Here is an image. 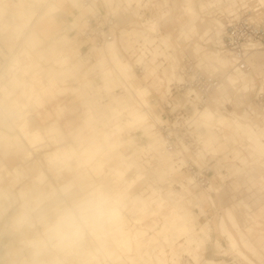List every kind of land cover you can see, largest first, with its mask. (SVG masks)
<instances>
[{
	"label": "rangeland",
	"instance_id": "374dc122",
	"mask_svg": "<svg viewBox=\"0 0 264 264\" xmlns=\"http://www.w3.org/2000/svg\"><path fill=\"white\" fill-rule=\"evenodd\" d=\"M49 1L52 4L56 3V0H26V2L24 3V0H0L1 2V6L5 7L6 13L0 17V100L3 98V94H2V87L7 88L8 90L12 89L11 84L9 83L11 76L15 73L18 77L22 76V70L23 67L27 66L28 61L31 58H35L36 59V52L38 51V49L41 48H46L49 46V44H51L53 42V40L55 38L61 37V35H67L68 37H70L71 39L75 40L76 43H69V44H62L61 42L57 43V55H67L69 57H71L74 61L76 60V58H73L72 56V50L75 49L76 47L79 49V53L81 56H83L85 53H87V51L92 50L93 47L99 48V49H103L105 47V45L103 46H96V45H87L85 43V41L79 36L78 33V28L79 27H72L69 24H67L65 17L67 16L65 13L60 12V13H55L52 16L46 18L43 22H41L40 20V16L43 14V12L45 11V2ZM236 1L237 0H176L175 6L173 8V13H172V18L170 20V24L167 27H164V32L168 33L162 37H160V42L162 44V42L165 43L164 46H166L168 49H170L172 52L169 53V55L167 54L166 56L168 57L169 62L171 63L167 68H163L161 75L156 74L157 72H155L154 76L149 77L148 74L150 72L153 71L154 67L152 69H145V73L143 75V79L140 78V76H137L133 69H131V73H132V78H130L127 73L129 74L128 71H125L128 68V65L131 67L130 63L128 61H126L122 55V49H127V47H125V45L123 43H121L119 40L117 41V48L116 51L114 49V51L116 52V57L118 58V63H115L113 61L112 58H110V63L109 66H105V64L102 61L101 64V68L99 70H97V78H95V76H93L92 78H90L88 75L82 77V79L84 80L83 82L87 81V83H89V85H84V86H103L102 83V77L103 75H108V76H113V78L115 79V81H117L116 83H118L119 86L115 87L114 89L111 90L112 95L117 96V98L120 99H130V103L134 108V112L138 113L140 115H144L147 118V124H148V116L151 119V123L153 124L154 121V117H156V111L159 112V104L156 103V105H152V106H147L143 103V101L141 100L140 95L136 92V90L129 85V79L134 80V83L137 85L135 86V88L137 89H147L146 91L149 93V96L146 98L147 102H151V98L150 96L153 93L157 94V98H161L160 96V92H163L164 86L166 85V83L168 84L172 79L179 81L178 76L174 73L175 70V66L172 67V74L169 73L168 71H170V66L173 65L174 60H178L177 56H178V49H177V42H176V37L173 36V33L169 32L171 30V27H178L177 31L179 32V34L186 38V39H191V46L189 48L190 54L192 57H194L199 65H201V67L209 74H213L216 73L215 71H213L210 67L208 68V62L207 60L201 55V54H195L193 53V51L195 50V46L198 45L199 47H203L204 49L208 50V51H214L208 47H204L203 45H201L199 39H202L203 36H205V34H207V31L215 29L214 33H216V35H219L220 33V29L222 27V24L216 19V18H212V16L210 15V12L207 13L206 18H202L201 17V13H203L204 11H207L208 9H210V6L213 5L215 7H218L219 10L221 11H228L230 9H232L233 7L236 6ZM245 1V0H240ZM257 3L259 5H261L262 9L255 11L251 14H249V16H251L252 20H255L258 23H261L264 25V0H256ZM12 2H17L18 7L20 4V8H25V10L23 11V13L25 14H29V13H34V19L31 22V24L29 25V28H32L34 26L35 30L38 31L39 36L42 38V43L35 48V50H28L29 51V56L26 55L24 49L25 46L23 45V37L26 33H19L18 30H22L21 29V25L23 24V19H20L16 16V14L14 13V9L12 7ZM189 2L190 5H192L194 12H195V16H192L190 14H188V12H186L183 9V5L185 3ZM47 4V3H46ZM5 5V6H4ZM202 6H204L202 8ZM17 7V8H18ZM47 7V5H46ZM248 8L252 11V9L254 8V6L252 4L248 5ZM48 12L52 11L53 8L50 6H48L47 8ZM80 13L79 10V6L78 8L73 12V14L75 16H77ZM56 23V24H55ZM54 24V25H53ZM80 24V21H79ZM53 25V26H52ZM19 26V27H17ZM17 27V29H16ZM51 27V28H49ZM19 28V29H18ZM45 30H47L48 32H45ZM41 31V32H39ZM53 32L56 33L55 36H51V33ZM34 34V33H33ZM130 41V40H129ZM112 47V46H109ZM72 48V50H71ZM218 53V52H216ZM247 62L249 65V71L246 73H242L239 72L234 68V64L232 63V65H230L228 67V73L227 76L225 78H223V75H225V73L223 72H219L217 74H219V76L221 77L222 81L220 82V84H223L225 86H227L226 81H224L226 78H232L235 79L237 81L242 80L243 78H247L251 83H253V87L255 88L254 91H252L249 95V97L247 99H244L243 101H240V98H238L237 96H235L234 93L232 94H227L224 93L220 90L216 91L211 99H210V103L208 105H206L204 108H210L212 109V113L214 114V118L211 120V122L209 123L210 126V132H211V136L213 134V137H209L208 138V143L210 141H212V149H209V152L211 154H213L214 156L217 157V153L218 151L215 150L216 146H224L226 147V151L225 154H221L218 153V157L215 158V160H212V164H215V161L217 162V164H223L224 166H220V168H222L223 170L226 171V168L228 167V165H232L233 167H235L236 169L238 167H236L235 165H240V162L242 164V168H238V169H243L246 173L245 177L243 178V184L239 185L238 181H236L237 178L234 177V174L231 173L232 171H228L226 172L227 174L223 176L219 175L221 178V181L223 182L222 187H221V183L219 180L215 179V177H212V184L215 185V187L213 186V190H212V196L214 198V203H215V209H212V207L210 206V204L207 202V200H202V202L204 203V211L203 209L200 210L199 215H195V211L193 210V206L194 204L200 205L197 198L200 196H197L196 194L198 192H200L201 190L199 189H194V187H187L184 185L185 188H187L188 193L192 194L193 196H195V199L192 201V203L194 201H196V203L194 202V204L192 205V203H189L190 199L184 200L179 199L180 204L177 208L181 207V204L183 202V206L185 208H187L190 212L193 213L192 219L194 222V226H199L202 227L200 229V231H202L203 233H196L194 234V237L196 240H198V237L201 234V236L206 237L205 239H202V242L200 243V246L198 244V241L196 242L195 245V251H193V253H191V251L189 250L188 246L186 244H184V239L180 240L178 243L175 244V246L173 247V250L175 253L180 252V250H187V252H189L190 254H192V258L193 260L198 263V264H209L210 262H220L221 264H245L244 261H242L240 259V257H238V255H236V252H232L229 247L228 244L226 242V239L223 237L221 238L219 236V224H220V220H223L226 222L228 228L230 229V231L232 232V234L234 235V237L236 238V240L238 241L239 245L242 247V237L240 239H238L236 237V235L234 234V232L231 230V225L230 223H228V219L225 216V209H229V211L232 212L235 221L237 222V224L240 227V222H238L239 217L241 218L240 221L243 220V212L240 210H236L233 207V204H231L230 200L228 199L229 195L232 194H240L242 196V198H244L245 200H247L248 202V195L247 193L249 192V187L250 186H244L247 184H250L251 186L254 185V179H257L262 183L263 185V189H264V170L260 171L259 168L263 167L264 165V158H261V155H258L256 153L253 152L252 149L248 148V144L246 145L244 140L242 141L241 139V134L239 132H237V130L235 129V127H233V123L231 122L233 119L237 118L240 119V121H248V119L242 114V110L244 105H254L253 104V100L254 97L257 96V94L259 93V88L264 84V48L261 47H249L247 48ZM223 59H226L228 61L232 60L231 58H228L226 56H221ZM173 58V59H172ZM210 59H213L212 57ZM17 61L16 64H14ZM92 61L94 62V60L92 59ZM122 62H123V66H122ZM126 63V65H125ZM177 63V62H176ZM128 64V65H127ZM40 68H46L48 63L46 62V60H40L39 62ZM125 65V67H124ZM122 67V68H120ZM38 68V70L40 69ZM92 68H90L91 70ZM37 70V71H38ZM89 68H88V72H90ZM123 70V71H122ZM219 70V68H218ZM125 71V72H124ZM120 72L122 73V75L120 74ZM127 72V73H126ZM167 72V73H166ZM33 75V71H29V73L27 75L24 76V78L26 80H30L31 77ZM94 75V74H92ZM102 76V77H101ZM37 78L41 77V75H37ZM164 78L163 81H160V85H157V78ZM93 78H95V81H93ZM112 78V77H111ZM149 79H152L150 81H148ZM35 89H39L40 86H34ZM131 87L133 88V90L131 89ZM264 87V86H263ZM262 87V90H263ZM67 88L73 89V88H78V84L76 82H69L67 85ZM67 90L64 93L61 94H55V97L52 98L51 100H49L47 97H44V101L45 104L43 105V107L41 108H35V106L31 103V102H27L24 98L20 97V100H22L23 102H26L27 107L26 110L24 112H29V114L32 116V118H34L36 120V122L38 123V125H40L41 127L48 125V123H50L51 121H58L61 130L64 134V138H65V143L67 144H73L74 145V136L81 132L84 136H87L89 134V131L84 127V120L86 117V110H87V105L85 104V99L83 98V96H81L79 93L73 92L72 90ZM117 90V91H115ZM157 90H159V92H157ZM220 91L222 92L220 94ZM146 92V95H147ZM19 93V89H16L15 92L12 94L11 99L17 98ZM218 93V94H217ZM100 95V93H99ZM93 96V93H92ZM108 97V96H107ZM98 99L97 96H94V99ZM109 98V103H107L108 105L111 104V96L108 97ZM144 100V99H143ZM103 102V98L101 99V103ZM108 102V101H107ZM129 103V104H130ZM105 104V105H107ZM102 105H104V103H102ZM125 105V104H124ZM112 106H116V103H112ZM123 106V104L121 105ZM255 108V105L253 106ZM90 108L94 111H96V109H93V107L90 106ZM203 108V109H204ZM58 109H60L61 111L59 112ZM99 113L102 114L100 115V117L103 119V117H108V127L106 129V131H108L109 134H111V130L112 128L116 127V126H122L127 118V114H122L121 116L117 117V116H111L110 113L108 112L107 108H100L99 109ZM206 111V110H205ZM203 111V112H205ZM260 111V112H259ZM255 113H261L264 111L259 110ZM157 112V113H158ZM200 113L201 114L203 113ZM156 115H155V114ZM148 114V115H147ZM264 116V113L263 115ZM158 117V116H157ZM227 119L228 120V124L229 126L224 127V126H216L217 122L215 121L216 119ZM242 119V120H241ZM253 121H257L255 119L253 120H249V124H251V122ZM120 122V123H119ZM243 123V122H242ZM121 124V125H120ZM22 130H25V135L28 136L31 140H35L34 136H36V132L33 129L29 128V125L26 122H23L22 124ZM105 125V124H104ZM154 125V124H153ZM153 125H147V127H135L132 129H128V128H124L123 133L120 136L117 137H113L111 139V141L118 143L120 141H127L130 138H134V142L135 144L145 150H147L148 152H152L151 154H159L161 153V150H159V144L162 143L161 139L157 140H153L152 137L153 133L156 132H150L149 128L153 129ZM263 126V130H264V125ZM124 127V125H123ZM103 129V128H101ZM205 128L202 127L201 134L205 133ZM17 134H19V132L17 130H14ZM99 131H101L99 129ZM102 132V131H101ZM218 133V134H216ZM11 134H14L13 132ZM157 134V133H156ZM257 134V133H256ZM24 135V136H25ZM42 135L44 137V140L41 139V142H36L33 144H29L32 148H34L35 152H33V155L30 159L28 160H21L22 158V154L20 151H18L15 147H11V148H5L4 146H0V160L1 163H5V165L9 168H11L12 166H21L23 171L25 172V174L27 175L25 179H23V181H21L20 183L17 184L16 187L11 188L9 193L7 194L6 198H2L0 200V257L1 255H3L4 251L7 252V250H10V255H11V263H15L17 264V259H19L22 262V264H80V260H84L83 258H85V261L83 264H92L95 263V261L92 262L93 258L98 259V261L101 264H130V262L127 260V256H123L122 259L120 261H117V258L113 257V258H107L104 256L103 253H106L105 250L107 251H113L114 249V245L111 243L109 237L106 239H102V241L99 242H94L89 233L93 230H95V228L93 226L87 227L85 232L82 233V236L84 237L85 241L83 242V244H81L80 240L77 238L75 240V242L77 243V246L80 244L81 247L83 248V250H80V252H82L81 256H84L83 258H80L79 260H76L77 258V253H76V248L74 247L71 251L70 254L74 257L72 258H68L67 256H69V253L67 250H62L61 248H53L52 245H50L48 238H46L42 232H39L42 229V226L40 224L37 223V219L38 217L41 216H47L50 217L52 215H54L55 217L57 216V213L59 210H61L62 208H65L67 206H69L70 204L80 200L83 198V195L78 192L76 193V186L71 187L69 190L67 191H63L61 189V187L67 182L70 181L72 179V173L71 171L68 170H62L61 171V176L57 177V173L56 170L50 166L51 162L54 160L57 161V159H63V163L62 165H67V163L69 162L70 165V170L73 169L72 166H75L76 168H80L83 169L85 167V165L88 162H91L92 160H94L96 157H91L89 153L87 152V150L83 151V153L80 155L79 158L73 159L71 156H65V157H60L58 156L56 153H52L49 154L46 158L44 157L45 153H50V149H53L54 147L52 145L55 144V142L52 139V137L50 138V142L52 143V145H50L49 143V138L46 136L45 133L42 132ZM103 136H105V134H103ZM103 136L101 138V140L98 142L97 140H93L94 141V145L95 146H100V149H102V144L104 142ZM159 137V136H158ZM223 137H226V140L223 141ZM25 138V137H24ZM160 138V137H159ZM115 139V140H114ZM19 141V140H18ZM44 141L46 144H49V147H46L45 145V149H39L36 151V145H41L42 143L44 144ZM92 140L89 141L93 142ZM246 145V146H245ZM151 148V149H147ZM214 149V152H213ZM249 149L252 150L251 152H249ZM158 150V151H157ZM208 150V149H207ZM163 151V150H162ZM238 152V153H236ZM231 154L230 157L225 159V155L227 154ZM86 155L85 158H83L82 156ZM237 155L239 158H237ZM116 156V157H114ZM114 156L108 157L107 161L111 158L110 162L107 164V166H105L104 168V172L106 174H108V176L106 178H104V180H100L98 178L93 177V182L94 184L92 185V189L95 187V185H99L100 182L103 181H108L110 180L109 177V170L113 169L111 174L113 173V171L118 169V166L120 167L121 165V161L122 158L119 154H115ZM198 158L203 160V155L202 153H198L197 154ZM150 157V156H149ZM149 157H145V158H138V162L137 164L140 166L142 171H151L154 173L155 168H158V170H160V176H157V183L155 184L156 189L158 190H163L162 191V195H164L165 191L168 190L169 185L171 184H167L165 186H163L164 182L171 177L169 174L167 177V174H164V171L161 168H165V166H161V162L160 160L157 158L156 159V165L153 166V162L151 161L150 166L153 167H149V165H145V162L150 161ZM161 158H164V156H162ZM243 158V159H242ZM52 159V161L50 160ZM242 159V160H241ZM230 160H234L239 162V164L236 163H226L229 162ZM79 161L81 162L80 164ZM98 161V160H97ZM255 161H257L255 163ZM72 162V163H70ZM158 162V164H157ZM260 162V163H259ZM97 162H95V165L97 166V170L96 171H92L94 174H96L97 172H99L102 168L103 165H98L96 164ZM226 163V164H225ZM106 164V163H105ZM228 164V165H227ZM61 166V164H59ZM58 165V166H59ZM35 166V167H34ZM257 166V167H255ZM34 167V171L32 170V168ZM44 172L46 179L45 181H49L51 182V184L56 188L55 193H53L52 195L47 194L48 196H54L56 195V198L58 199V201H60V205L59 204H52L51 202L48 201H44V202H35L34 200L29 201V202H24V200H22L17 193L19 194V191L21 189H24L26 184H28V186L31 189H35V186H33V181H32V177L33 175L40 169ZM161 167V168H160ZM183 173L186 174V172H184V170L182 171ZM230 173V174H229ZM233 174V175H232ZM159 175V174H158ZM133 175H131L130 173L126 174V176L124 177L125 180H129L132 178ZM162 176V177H161ZM226 176V177H224ZM232 178H231V177ZM62 177V178H61ZM164 177V178H163ZM238 177V176H237ZM257 177V178H256ZM230 180H227V179ZM122 179V180H124ZM160 179H162L160 181ZM177 179V182H180V180H182L181 178H174ZM173 179V180H174ZM39 180V179H38ZM120 181L121 183H119L118 190L120 189L121 185H124L123 189L121 191H119L118 195H117V199H120V196L122 197V195L124 193H127L130 191V194L133 195L135 193L139 194L141 191L146 190L147 191V195L146 192L142 193V197H149L151 196L153 199H157L159 197V193L157 191H154L155 189L151 186V184L149 183L148 180L146 179H138L137 181H141L143 180L141 183H139L137 186L135 185V187L132 188H128V181ZM171 180V178H170ZM228 181V183H225V181ZM41 180H39L40 182ZM231 181V182H230ZM163 183V184H162ZM150 184L152 190L150 189V186H148ZM227 184V186H225ZM5 186L7 185V179H4V182L1 184V186ZM181 187H183V185H181ZM221 189L219 191L218 194L214 195V189ZM246 188V189H245ZM252 188V187H251ZM172 189L174 190H181L178 189L177 186L172 187ZM258 190V189H257ZM185 191V190H184ZM256 191V190H255ZM255 191L253 190L251 195L254 198L253 199V203L254 205H256V199L257 197L254 195ZM118 192V191H117ZM256 194V193H255ZM45 194H43L42 196H44ZM41 196V195H40ZM41 196V197H42ZM41 197H39V200H41ZM111 198V196H110ZM192 198V197H190ZM228 199V200H227ZM167 200V199H166ZM252 201V200H251ZM126 203V200L123 201L122 204ZM121 205V204H120ZM119 205V209L121 210L123 216H125L126 220L128 221V224L131 228V230H135L132 227H135L136 229H144L149 235H152V231L148 228L150 226H153V222L152 221H156V222H160L161 218L159 219V217H156L155 219H153L152 217L149 216H157L160 215L161 213H165L166 211V215L164 216V222L161 225V228L158 229L156 232H159L158 235L156 236H160L163 237L164 233H170V235L168 236L169 241H172L173 238L177 237L178 233L174 231V227H167L168 226V221L172 218H178L180 215L178 214V209L172 205V204H168V206L165 207V209L163 210H159L157 212V210H155V212H151L149 213L147 216H143V217H139V211L138 210H134L136 213V216L134 217V211H130L128 208L126 211L122 210V207ZM110 207L112 209H114V205H110ZM170 209V210H169ZM176 210V211H175ZM175 211V214L173 213ZM207 211V213H206ZM19 212H23L26 216L25 221H27V223L31 224L33 226V228L35 229V231H37L44 239L45 243H46V247H42V251L37 254L38 252L35 251L34 256L32 255L34 250L32 248H36L37 245L41 242V238L39 237V235L37 234H33L32 233V240L30 241L31 243L27 242V236L29 235L27 233V235L25 234V238H24V242L25 244L22 242V235L20 232V229H16L15 231H11L13 229L9 228L10 222L11 220L16 216V214H18ZM157 212V213H156ZM172 212V213H171ZM255 212V211H253ZM163 213V214H164ZM242 213V214H241ZM207 214L210 217V222L208 223L207 220H204L203 218H200L199 216H207ZM138 215V216H137ZM142 216V215H141ZM242 216V217H241ZM148 217V218H146ZM182 217V216H180ZM145 218V219H144ZM144 219V220H143ZM245 219V217H244ZM105 220V219H104ZM101 221L99 222V226H101L102 230L106 235H108V231H109V227L105 224V221ZM134 220V221H133ZM33 223V224H32ZM207 223L209 225H207ZM165 224L167 226H165ZM192 225V222H191ZM206 225V226H205ZM193 226V225H192ZM253 225H250L247 227L248 232H246V235H249L250 231H252V233L256 232V229L254 227H252ZM167 227V228H166ZM204 231H209V234H204ZM95 233H98L97 229L94 231ZM196 232V231H195ZM259 232H261V230H259ZM157 234V233H155ZM31 235V234H30ZM109 236V235H108ZM209 236V237H208ZM179 238V237H177ZM209 238V239H207ZM251 242L254 244H258L255 245V248L257 250V252L252 256L249 253H246L245 249H242L243 252L245 254H247V256L256 264H264V255L262 253H264L263 251H259V248H261L262 246H264V238H260L259 240H257L256 242H253L252 237H250ZM55 242V240H52ZM106 243V247L105 249L103 248V243ZM207 242H212L209 245L206 246L205 249V254H201L202 252V246H204L205 244H207ZM214 242H216L218 247H215L216 245H214ZM136 243L137 245H139L137 239H136ZM34 244V245H33ZM150 241H146L145 245L149 246ZM165 244V243H164ZM140 246V245H139ZM141 247V246H140ZM164 249H167V244L163 245ZM200 247V248H199ZM153 246L151 245L149 247V249H145L144 251H149L150 253L153 252ZM198 248V250H197ZM178 249H180L178 251ZM223 249V250H222ZM219 252H218V251ZM156 252H158V250H155ZM166 253H168V250L166 251ZM196 253V255H195ZM88 254H90L88 256ZM216 255V256H213ZM121 255V254H120ZM199 255V256H197ZM236 257L239 261H233V258ZM65 257H67V260L65 259ZM214 259V260H213ZM80 261V262H79ZM7 264H9V261H5ZM5 262L0 260V264H5ZM63 262V263H62ZM137 263L139 264H143L145 262V259L143 260H139L136 259ZM240 262V263H238ZM151 264V262H150ZM158 264V263H157ZM159 264H167V258L162 259V261H160Z\"/></svg>",
	"mask_w": 264,
	"mask_h": 264
},
{
	"label": "crops",
	"instance_id": "0c3cea01",
	"mask_svg": "<svg viewBox=\"0 0 264 264\" xmlns=\"http://www.w3.org/2000/svg\"><path fill=\"white\" fill-rule=\"evenodd\" d=\"M25 2H26V0H24V3ZM17 4H18L17 2H15V3L12 2V7L14 9V13L16 14V16L20 19H23V24L20 26L22 30H18V32L23 33L26 31V33L23 37V45L25 46L24 51H25L26 55L29 56L28 50H35V48L38 47L42 43V38L39 36L38 31L35 30L34 26L32 28H29V25L33 21L35 14L33 12L29 13V14L23 13L25 8H20L21 7L20 4H19V7ZM174 4H175V2H174ZM46 5H47V7H46ZM50 5L53 8V10L48 12L47 8ZM203 7L204 6H202V8ZM77 8H78V0H56L55 4H52L49 1H46L45 2V11L43 12V14L39 18L41 19L40 21L43 22L46 18L52 16L53 14L63 12L67 15L65 17L67 24H69L72 27H80L79 21H80L81 14H78L77 16H75L73 14V12ZM183 9L186 12H188V14L195 16L194 9H193L192 5H190L189 2H187L183 5ZM6 11L7 10H5V7L1 6V2H0V17H2L6 13ZM17 27H19V26H17ZM17 27H16V29H17ZM49 28H51V27H49ZM39 32H41V31H39ZM45 32H48V31L45 30ZM55 34L56 33L53 34V32H52L51 36L53 37V36H55ZM129 40H130L129 37H125L124 39H122L123 44L127 48H130V46H131V43ZM58 42H61L64 45L69 44V43H74V44L76 43L75 40L71 39L67 35L66 36L61 35V37L55 38L53 40V42L51 44H49L48 47L38 49V51L35 53L36 59L31 58L28 61L27 66L23 67L22 76L18 77L15 73L11 76V79L9 81V83L12 86L11 90H8L5 87L1 88L3 98L0 100V146H4L5 148L15 147L22 154L21 160H28L32 157L33 152H35V150L29 144H32L33 142L35 143L36 140H37V142H39V141L41 142V139L44 140L42 132L45 133L46 136L49 138L48 140H49L50 145H52V143L50 142L51 137H52L51 140H53L55 142V144L52 145L54 148L49 150L50 153L47 152L44 154L45 158L49 154L56 153L58 156L61 155L60 157L71 156L73 159H76V158H79L80 155L85 150H87V152L89 154H91V152L96 150L98 153V157H99L100 153L105 150V140L109 139L111 141V139L114 137V136H111V134H109L108 131H106V129L108 127V121H107L108 117H103V119H102L100 117V115H102V114L99 113L100 115H96L93 112V110L90 108V101L94 98V96L100 97L99 98L100 103H101V99L103 98L102 103H104V105H105V104L109 103L108 97L111 96L110 100H112V93H110V91L107 88H105L104 86H84V82H83L84 80L82 78H80V74L84 70H81L78 67L77 63H78L79 59L87 60L89 62V67H88L89 70H90V68H92V69L90 70V72H88V70H85V76L89 74L88 76L90 78H92L93 76H95V78H97L96 72H97V70H99L101 68L102 61L105 64V66H109V63H110L109 59L112 58V56L107 53L108 47L112 46L116 51L117 41H113L111 43L106 44L103 49L93 47L92 50L87 51V53H85L83 56L80 55L79 49L77 47L73 50L71 48L72 56H73V58H76L75 61L67 55L60 56V55L56 54V52H57L56 47H57ZM162 45H165V43L162 42ZM193 53L201 54L207 60V62H208L207 67L208 68L210 67L215 72L217 71L216 69L219 68V72L220 71L223 73L225 72V77L227 76V73H228L227 69L230 65H232V62H230L228 60H222L216 52L208 51V50L204 49L203 47H199L198 45L195 46V50L193 51ZM168 55H169V53H168ZM211 57L213 59H210ZM92 59L94 60V62L92 61ZM40 60H46V62L48 63L46 68H40V65H39ZM173 61H174V63H173V65L170 66V71H168L171 74H172V67L176 65L177 60L173 59ZM16 63H17V61L14 64H16ZM125 65H126V63H125ZM125 65H124V67H125ZM122 66H123V62H122ZM38 68H40V69L38 70ZM148 69L149 68H146V70H148ZM150 69H152V68H150ZM29 71H33V75H32L30 80H26L24 78V76L27 75L29 73ZM125 71H128V72L130 71L129 74L127 72L126 73L130 78H132L133 75L131 73V67L129 65ZM155 72H157L156 68H154L153 71L148 74V76L149 77L154 76ZM92 74H94V75H92ZM120 74L122 75L121 72H120ZM37 75H41V77L37 78L36 77ZM95 78H93V81H95ZM163 79L164 78L158 77L157 82H156L157 85H160V81H163ZM72 81L76 82L78 84V88H73V89L67 88L68 83L72 82ZM224 81L229 83L230 86H225L224 83L221 84V87H220L221 91L224 93H227V94L234 93L235 96L240 98V101L247 99L249 97L250 93L255 90V88L253 87L254 86L253 83H251L246 77L240 81H237L235 79L228 77ZM85 82L87 83V81H85ZM34 86H40V87L37 90V89H35ZM263 86H264V84L259 88V90H257V91H259V93H264V87ZM262 87H263V90H262ZM16 89H19V93H18L19 95L17 98L11 99V96L15 92ZM69 89L72 90L73 92L79 93L81 96H83V98L85 99V102H86L85 104L87 105L86 117L84 120V127L89 131V134L87 136H84L81 132L77 133L74 136V145L73 144H67L64 142L65 141L64 134L61 130V127H60L58 121H56V120L51 121L50 123H48V125L41 127L40 125H38L36 120L34 118H32V116L29 114V112H24L26 110L27 104H26V102H23L22 100H20V97H22L27 102H31L35 106V108H41L45 104L44 97H47L49 100H51L52 98L55 97V94L64 93ZM131 89L133 90L132 87H131ZM166 91H167V88H166ZM221 91H220V94L222 93ZM98 92L100 93V95ZM157 92H159V90H157ZM92 93H93V96H92ZM148 94L144 98V100H143V98H141V100L147 106H152V105L154 106L155 105L154 103L146 101V98L149 96ZM159 94H160L161 98H163L165 96L164 92H162V93L160 92ZM124 100H125V98H124ZM150 104H152V105H150ZM58 111L60 112L61 110L58 109ZM157 112L158 111H156L157 115L154 113L156 115L155 120H154L155 123L159 121V119L157 117L159 112L158 113ZM213 118H214V115L212 113V109H208L205 112H203L199 118L200 119L199 125L206 129L204 134L199 135L204 150L211 149V147L208 146V138L212 137L210 129H209L210 128L209 123L211 122V120ZM26 121L29 125V128L33 129L36 132V134H35L36 136H34V139H35L34 141L25 135V133H26L25 130H22V126H23L22 124H23V122H26ZM150 121H151V119L148 116V125H153ZM215 121L218 122V119H216ZM153 127H154V125H153ZM101 128H103V129H101ZM99 129L102 132L99 131ZM14 130H17L19 132V134H17ZM12 132L14 134H11ZM103 134H105V136H103ZM216 134H218V133H216ZM102 136H103L104 142L102 144V149H100V146L94 145L95 143L93 140H97L99 142L101 140ZM40 137H41V139H40ZM260 138L263 139L264 138L263 135H260ZM90 140H92L93 142L89 143ZM45 145H46V147L50 146L49 144H46L44 141V144L42 143L39 146L36 145V148H35L36 151L39 150L40 148L45 149L46 148ZM226 149L227 148L224 146H216L215 147V150L221 154H225ZM218 153H217V157L219 156ZM236 153H238V152H236ZM169 155L172 158V155L170 153H169ZM82 157L85 158L86 155H83ZM98 157L95 158L94 160H92L91 162H88L83 169L76 168L75 166H72L73 169L70 170L68 168V166H66V165H61L59 167L57 166L58 170H57V167H54V169L56 170L57 177L61 176V171L63 169L71 171V173H72V179L70 181H67L61 187V189L63 191H67L71 187L76 186V188H77L76 193L80 192L83 195V198L88 196L91 193H96V192L103 193L105 196L108 197L109 204L114 205V209H113L112 214L110 216L106 217L104 220L105 224L110 228L108 231L109 236L106 235L103 231H101L102 228H101V226H99V223L92 225L95 228V230L97 229L98 233H95L94 232L95 230H93L89 233L91 239L94 242H99V241H102L103 238L106 239L109 237L111 243L114 245V249H113V251L105 250L106 253H103V254L106 257V259L115 257V258H117V261H120L123 256H127V260L130 262V264H139V263L135 262L136 259H139V260L145 259V262L143 264H150V262H151V264H157V263L159 264L160 261H162V259H164V258H167V255H168L166 253V249H164V247H163V245H165V244H167V246H168L167 249L170 251L169 255L175 256V252L173 250V247L175 246L176 243H178L182 239L179 240L177 237H175L172 239V241H169L166 238H168L170 233H164L163 237L156 236V234H155L156 231L161 228V225L164 222V216L166 215V211H165V213L163 212L164 214L161 213L160 215H157V216H149V217H152L153 219H155L156 217H159V219L161 218L160 222H156L155 220L152 221L153 226L148 227L152 231V235H149L144 229H136L135 227H132L135 229L132 231L129 224H128V221L126 220L125 216H123L121 210L119 209V205L121 204L120 206L122 207V210L126 211L128 209L127 204L130 201L136 199L138 196L142 197L141 194L143 192L144 193L146 192L145 195H147L146 190L141 191L139 194L135 193L133 195H131L130 191H129L127 193H124L122 195V197L120 196V199L116 200L117 199L116 197H117L119 191H121L123 189L124 185H121L120 189L118 190L117 186L119 184H117V185L113 184L112 181L108 180V181L100 182L99 185H95V187L92 189V185L94 184V182L92 180L93 177L98 178L100 180H104V178H106L108 176V174H106L104 172V168H105V166H107V164L110 162V160L112 158L111 157L106 162V164L103 165V168L99 172L94 174L92 172L91 168L95 164V162H97ZM114 157H116V156H114ZM224 157L226 159V158H228V155H225ZM237 158H239L238 155H237ZM54 160H55V158H54ZM57 160H60V159H57ZM171 162H172V159L169 163H166L165 168L164 167L162 168L164 171V174L165 175L167 174V176L169 174H173L175 172ZM230 162L233 164L234 160H230L229 162H226V163H230ZM256 162L257 161H255V163ZM80 163L81 162L79 161L78 164H80ZM240 165L241 166H239V165H235V166L238 168H242L243 166H242L241 162H240ZM34 167L32 168L33 171H34ZM113 169H115V168H113ZM113 169L109 170V175ZM259 170L263 171L264 166L260 167ZM26 176L27 175L25 174V172L23 171L21 166H12L11 168H9L5 165V163H1V160H0V200L2 198H6L10 189L16 187L18 183H20L21 181H23V179L26 178ZM224 177H226V176H224ZM5 178L7 179V185L1 186V184L4 182ZM38 179L41 181L39 182ZM45 179H46V176L40 167V169L32 177V181H33L32 183H33V186H35V189H31L28 186V184H26L25 188L21 189L19 191V194L17 193V195L22 200H24V202H29L32 200H34L37 203L48 201V202H51L52 204H59L60 205V201H58V199L56 198V195H54V196H48L47 195V194L52 195L53 193H55L56 188L51 184V182L45 181ZM143 180H141L140 182L136 180L135 185L137 186ZM227 180H230V179H227ZM254 181H255L254 185H252V186L250 184L244 185V186H250L249 192L247 193L248 202H247V200L242 198V196L239 194L240 198H242V200L245 201V203L248 205L250 210L247 211V214L249 217L253 218V221L252 222L251 221L246 222V224H245L246 226L243 227V225H242L243 220L240 221L241 218L239 217V220H238V222H240L239 223L240 227H239V225L237 224V222L234 219L232 212L229 211V209H225L226 212L224 211L225 216L227 214V211H229L232 215V218H233L232 222L228 219L227 216H226V218L228 219V223H230V225H231V230L234 232L236 237L238 239H240L242 237L243 241L246 239H249L250 242H251L250 237H252L253 242H256L261 237L264 238V189H263V185H262L263 182H261L260 179L259 180L254 179ZM238 184L242 185L243 181H238ZM135 185L133 187H135ZM148 186H150V184ZM151 186L153 187L152 184H151ZM151 186H150V189L152 190ZM132 188H131V190H132ZM253 190L254 191L256 190L255 191L256 194L254 193V195L256 197L258 196L256 199V205H254V203H253L254 198L251 195ZM186 192H187V196H186V198L184 197L185 199L184 198L183 199L184 200L190 199L189 203H192V198H195V196H193L191 193L189 194L187 188H186ZM43 194H45V195L42 196ZM234 195L237 196V194H234ZM110 196H111V198H110ZM239 196H238V198H239ZM39 197H41V200H39ZM190 197H192V198H190ZM125 200H126L127 204L126 203L122 204L123 201H125ZM233 202H235V201L231 200V204H233ZM183 205L184 204L182 202L181 207L178 209V214L180 216H182L184 219L188 218V222L190 223V225L192 222V225L195 228L194 222L192 219L193 213L190 212ZM129 210L134 211L135 208H131ZM253 211H255V212H253ZM135 216H136V213L134 211V217ZM118 218H119V220H118ZM146 218H148V217H146ZM26 219L27 218H26L25 214L23 212H19L11 220L9 228L13 229L11 231H15V228L20 229V232L22 235V242L24 244H25V242H24L25 234L33 233V234L39 235V237L41 238V242L37 245L36 248H32L34 250L32 255L34 256L35 251H37L38 252L37 254H39L42 251V247H44V248L46 247V243H45L43 237L37 231H35L33 226L31 224L27 223V221H25ZM55 219H56V217L54 215H52L50 217H47L45 215L38 217L37 223L42 226V229L39 232H42V234L46 238H48L49 243H50V245H52L53 248H61L62 250H67L69 253V256H67L68 258H72V259L74 258L70 254V251L74 247L75 248L77 247L76 248V253H77L76 260L83 258L84 256H81L82 252H80V250H83V248L81 247L80 244L77 246V243L75 241L73 243H70V244L69 243H60L56 240H55L56 243H54V241H52L54 239L51 238V235L49 233V227L55 221ZM246 219L247 218H245L244 220H246ZM115 220H117V222ZM247 223H249V224H247ZM233 224L235 227L233 226ZM250 225H253L252 227H254L256 229V232L252 233V231H250L249 232L250 234L246 235V232H248L247 227ZM85 230H86V228L84 229L83 232H85ZM259 230H261V232H259ZM207 232H209V231H207ZM220 234H221V232H220V228H219V236H220ZM78 239L80 240L81 244H83V242L85 241V239L82 235L79 236ZM136 239H137V241L141 247L139 245H137ZM202 239L206 240V237H204V236L198 237L197 241H198L199 246H200V243L202 242ZM146 241H150L149 246L145 245ZM226 242H227V240H226ZM106 243L107 242L103 243L104 249L106 247L105 246ZM227 244H228V242H227ZM151 245L154 247L152 253H150L149 251H144L145 249H149V247ZM255 245H258V244H255ZM215 247H218L217 244ZM155 250H158V252H156ZM263 250H264V246L259 248V251H263ZM262 254L264 255V253H262ZM89 255L90 254H88V256ZM213 256H216V255L213 254ZM67 257H65L66 260H67ZM232 257H234V256H232ZM20 258L17 259V261H16L17 264H22ZM83 259L84 260H80L81 262L79 261L80 264L84 263L85 258H83ZM0 260L3 262L8 260L9 264H12L9 249L7 250V252L4 251L3 255H1V257H0ZM93 261H95V263H92V264H101L98 261V259H96V258H93L92 262ZM233 261L237 262L239 260L236 257H234ZM212 263L221 264L220 262H215V261L210 262L209 264H212ZM238 263H240V262H238ZM5 264H7V263L5 262ZM13 264H15V263H13Z\"/></svg>",
	"mask_w": 264,
	"mask_h": 264
},
{
	"label": "built area",
	"instance_id": "2783aa9c",
	"mask_svg": "<svg viewBox=\"0 0 264 264\" xmlns=\"http://www.w3.org/2000/svg\"><path fill=\"white\" fill-rule=\"evenodd\" d=\"M174 2L176 0H78L81 13L79 36L88 46H101L114 41L123 31L136 30L139 36L130 37L131 47L122 52L124 59L142 79L147 65L155 67L156 74L161 75L162 69L171 64L166 55L172 51L161 44L160 37L168 34L164 32V27L170 24ZM250 4L254 6L252 11L248 8ZM260 9L262 7L256 0H237L236 6L229 12L211 5L210 9L201 13V17L206 18L210 12L222 27L219 35L214 34L215 29H212L199 39L201 45L231 58L238 69H247V48H264V25L249 16ZM177 28L171 27L169 32L176 37L178 60L174 73L179 81L172 79L166 83L162 88L165 93L163 98H157L156 93L150 98L152 103L159 104L161 124L158 130L165 148L169 151H182L183 146L188 148L187 153L183 151L186 164L181 166V171L184 170L191 176L192 185L197 189H205L210 186L214 177L211 170L213 161L206 156L202 162L197 163L195 152L198 144L194 139L192 117L194 111L201 110L210 102L211 96L219 87L221 77L217 73H207L199 65L189 51L191 39L182 37ZM150 80L152 79L148 81ZM253 101L255 107L264 105L261 94L255 96ZM249 105L243 108H254V105ZM175 162L181 165L180 158H176ZM189 261V264H195L192 260Z\"/></svg>",
	"mask_w": 264,
	"mask_h": 264
},
{
	"label": "bare ground",
	"instance_id": "6f19581e",
	"mask_svg": "<svg viewBox=\"0 0 264 264\" xmlns=\"http://www.w3.org/2000/svg\"><path fill=\"white\" fill-rule=\"evenodd\" d=\"M210 31L208 30L207 34H209ZM214 34H216V33H214ZM131 36L135 37V36H139V35H138V32L136 30H132L130 32L123 31V32H121L120 36L118 38H116L114 41H118L119 40L121 43H123L122 39H124L125 37H129L130 38ZM111 42H113V41H111ZM111 42H107V43H105L103 45H106V44L111 43ZM93 45H95V44H93ZM103 45H101V46H103ZM96 46H99V45H96ZM165 48L168 49L166 46H165ZM121 49H122L121 51L123 52L124 50H127L128 48L127 49L121 48ZM107 53L112 56V59H113V61L115 63H118V58L116 57V52L114 51L113 47H108ZM217 54L220 56V58L222 60H226V59H223L221 57V56H224V55H221L220 53H217ZM122 55H123V53H122ZM247 56L245 58V63H246L247 69L240 70V69H238L235 66H234L233 69H235V70H237L239 72H242V73L248 72L249 71V65H248V62H247ZM166 58H168V57L166 56ZM230 62L233 63V60H230ZM77 65H78V67L81 70H84L80 74V78H82V77L85 76V70H88L87 68L89 67V62L87 60L79 59ZM146 68H153V66L147 65V66H145V69ZM131 69H132V67H131ZM216 70H217L216 73H219V70L218 69H216ZM223 78H225V75H223ZM101 79H102L103 86L105 88H107L110 91V93H112L111 92L112 89H114L115 87L119 86L118 83H116L117 81H115L113 76H108V75L104 74ZM221 81H222V79H221ZM226 84H227V86H230L229 83L226 82ZM84 85H89V84L84 82ZM129 85L132 86L136 90V92L140 95L141 98L144 99L147 96L146 95L147 91L145 89H137V88H135V86H137V85L134 83V80L129 79ZM220 87H221V84H219V87H218V89L216 91H218L220 89ZM147 94H148V92H147ZM259 94H261L264 97V93H258L257 95H259ZM97 98L98 99H96V98L94 99L93 98L90 101V106L93 107V109H96V111H94V113L96 115H100L99 114V111H100L99 109L100 108H107L108 112L113 117L114 116L119 117V116H121L122 114H125V113L127 114V118L128 119L123 124L124 127L122 125V126H116V127L112 128L111 136H114V137L120 136L123 133V130H124L125 127L128 128V129H132V128H135V127H147V125H148L147 124V118L144 115H140V114L134 112V108L131 105V103L129 102L130 101L129 98L124 100V99L117 98V96H115V95H112L111 104H109V105L108 104L107 105H102L100 103V101H99L100 97L97 96ZM114 102L116 103V106H112V103H114ZM122 104H123V106H121ZM249 106H251V105H249ZM248 108H249L248 110L243 108L242 114L248 119V121L249 120H253V119H255L257 121H253V122H251V124H249L248 121H246V122L242 121L243 122L242 123L240 121V119L235 118L231 122L233 123V127H235L237 132H239L241 134V138H242L241 140L242 141L244 140L246 145L248 144L247 149L248 148L252 149L254 153H256L258 155H261L262 156L261 158H264V141H263L264 138L263 139L260 138V135H263V137H264V130H263V126H262V125H264V116H262L264 112L259 113L260 112L259 110L264 111V105L263 106H257L255 108H251V107H248ZM208 109H210V108H204V109L202 108L199 111H194L193 117H192V123H193V126L195 127V137H194V139L196 140V142L198 144L197 151L195 152L197 163H198V161L202 162L205 159L206 156H209L211 160H215V158H217L216 156L211 154L209 152V150H204V148L202 146L201 139L199 137V135L201 134L200 130L202 129V126L199 125L200 113L205 111V110H208ZM257 111H259V112L255 113ZM158 119H159V121L156 122V123L153 121L154 122L153 123L154 124V128L153 129H151L150 127H148V128H149L150 132H152V133L156 132L157 133V134L153 133V134H155L152 137L153 140H157L158 141V139H161L162 143L159 144L160 146L158 148L159 150H161V153H159V154H151V153H153V151L152 152H148V153H147V150L143 151L145 149H143L141 147L138 148V146L135 144V142H134V140L132 138L128 139L127 141H120L118 143H115L113 141H110L109 139H106L105 140V150L100 153V156L98 157V161L96 163L98 165H104L107 162V158L108 157L114 156L115 154H119L121 156V158H122L121 165H120V167L118 166L117 170L113 171L111 176L109 175L110 181H112L113 184L117 185V184L121 183L120 181L122 179H124L126 174L130 173L131 175H133L132 178L129 179V180L128 179L125 180L126 179L125 178L122 181H128L127 182L128 188H132L135 185V181L138 180V179H146V180L149 181L150 184L155 186V184L157 183L156 182L157 181L156 177L160 176V172H159L160 170H158V168H155L154 173L151 172V171H142L140 166L137 164V162H138L137 159L138 158H142V157L145 158L147 156L148 157L150 156L149 157L150 161L145 162V164L149 165V167H153L154 165H156V159L157 158L160 160L161 166H165L166 163H169L171 161V159H172L171 163H172V166H173V169H174L175 172L170 175L171 177H169L164 182V184L162 183L163 186H165L167 184H171V185H169L171 187H169L168 190L165 191L164 195L161 194L163 190H161V189L158 190V189H156L154 187V189H155L154 191H157L160 194L157 199H153L151 196L146 197V198L138 196L136 199L130 201L128 204L126 203L127 204V208H135V210H138L140 212L139 213V217L147 216L149 213H151L153 211L155 212V210H157V212L159 210H163V209H165L166 206H168V204H172L175 207V209H176L179 206L180 202H181V201H179V199H182L184 197L186 198V196H187L186 188L184 187V185L187 186V187H194V189L197 190L196 186L192 185L193 184V179L191 178V176L188 175V173L185 174V173H183L181 171V166L186 164V158L184 157L183 151L187 153L188 152V148L186 146H183L182 147V151H169V150H167L165 148V143H164V141L162 139V136H161V134L159 133V130H158V127L161 124V119H160V115L159 114H158ZM154 120H155V117H154ZM216 126H220V127L221 126H224V127L227 126L228 127L229 126L228 120L226 118L225 119H218V122H217ZM212 137H213V134H212ZM222 139H223V141H225L226 137H223ZM208 146L211 147V149L213 148L212 147L213 146L212 145V141H210L208 143ZM147 149H151V148H147ZM250 149H249V152L252 151ZM213 152H214V149H213ZM169 153L172 155V158L169 155ZM198 153H202V155L204 157L203 160L198 158V156H197ZM89 155H90V158L91 157H96V156H98V153L95 150V151L91 152V154H89ZM227 155H228V157L231 156L230 153L227 154ZM162 156H164V158H161ZM176 158H180V164L181 165H177V163L175 162ZM51 161H52V159H51ZM151 161L153 162V166H150V165H152ZM63 162L64 161L62 159L57 160V161L53 160L51 162L50 166L54 168V167H57L59 164L62 165ZM70 163H72V162H70ZM233 163L239 164V162H237V161H234ZM157 164H158V162H157ZM66 166H68V168L71 169L70 165H69V162H68V164ZM220 166H223V164H217V162L215 161V164L211 167V170H213V172H214L215 179L220 181L221 187H222V184H223V182L221 181V178L219 176L221 174L223 176V174L224 175L227 174L226 172H228V171L230 172V171L233 170L231 173H233L234 177L237 178L236 181H243V178L246 175V173H245V171L243 169H238V168L236 169L232 165H228V167L226 168V171H224L222 168H220ZM58 167H57V170H58ZM91 170L93 172L96 171L97 170V166L94 164L92 166ZM161 171H162V168H161ZM170 178H171V180H170ZM174 178H178V179H180V178L182 179L183 178V179L180 180V182H177V179H174ZM161 180L162 179H160V181ZM225 183H228V181L226 180L224 182V184ZM181 185H183V187H181ZM174 186H177L178 189H181V190L172 189V187H174ZM213 186L215 187L214 184L210 183V186L205 188V189L198 188L201 191L198 192L196 195L197 196L201 195L200 197L197 198V200H198L200 205H197L198 203L194 204V202L196 203L197 200L192 203V204H194V206H193V210L195 211L194 216L195 215H199L200 210H202L204 208V203L202 202V200H204V199L207 200V202L210 204L212 209H215L214 198L212 196V190H213L212 188H213ZM225 186H227V184ZM220 190H222V188L221 189L220 188L219 189H214V192H213L214 195L218 194ZM238 196H239L238 193H237V196L232 194V195H229L228 199L230 200V202H231V200L235 201V202H233V207L237 211L238 210L242 211L243 214H244L243 216L245 218H247L246 219L247 221L243 219L242 225L244 227V226H246L245 225L246 222H248V221L252 222L253 218L249 217L248 214H247V211L250 210L248 205L245 203V201L242 200V198H240V196L238 198ZM194 199L192 198V201ZM177 209H179V208H177ZM204 209H203V211H204ZM175 211L173 212L174 214H175ZM206 213H207V211H206ZM226 216L232 222L233 218H232V215H231V213L229 211H227ZM199 217L203 218L204 220H207L208 223L210 222V217H209L208 214L205 217H203V216H199ZM118 220H119V218H118ZM115 221L117 222V220H115ZM208 223H207V225H209ZM247 224H249V223H247ZM165 226H167V225L165 224ZM171 226L174 227V231L176 229L175 232L178 233L177 234L178 235L177 237H179L178 239L179 240L180 239H182V240L184 239V244H186L188 246L189 250L191 251V253H193V251L196 250L195 249V245H196V242H197V240L194 237V234L203 233L202 232L203 230L200 231L201 227L195 226V228H194L188 222V218L184 219L183 217H180V216L178 218H176V219L172 218V219H170L168 221V226L167 227L169 228ZM233 226H234V224H233ZM219 228H220V232L222 234V235L220 234V237L221 238H223V237L226 238V240L228 242V247H229V249L232 252L233 251L236 252V255H238V257H240V259L242 261H244L246 264H256L242 250V249H245L246 253H249L252 256L257 252L255 246L249 241V239H246V240H244L242 242L241 245H242L243 248L241 249V246L239 245V243L237 242L236 238L234 237V235L232 234V232L228 228V226H227L226 222L224 221V219L220 220ZM156 233H157L156 235H158L159 232H156ZM205 233L209 234V232L204 231V234ZM28 234L29 235L27 236V239H28L27 242L31 243L30 241H33L32 237H34L35 235L32 236V233H28ZM198 235L201 236V234H198ZM207 239H209V238H207ZM25 242H26V240H25ZM210 243H212V242H207V244L202 246V252H201L202 255L205 254L206 246L209 245ZM214 245H216V242H214ZM167 250L168 249H166V251ZM179 250L180 249H178V251ZM197 250H198V248H197ZM169 253H170V251L168 250V253H167L168 254L167 255V264H189L190 263L189 260H192L195 264H198V263H196L193 260L192 254L187 252V250H183L182 249V250H180V252L175 253V256H171V255H169ZM195 255H196V253H195ZM197 256H199V255H197ZM212 264H217V263H212Z\"/></svg>",
	"mask_w": 264,
	"mask_h": 264
},
{
	"label": "clouds",
	"instance_id": "9594fccd",
	"mask_svg": "<svg viewBox=\"0 0 264 264\" xmlns=\"http://www.w3.org/2000/svg\"><path fill=\"white\" fill-rule=\"evenodd\" d=\"M112 212L107 196L91 193L59 210L49 233L52 239L70 244L82 235L85 228L103 221Z\"/></svg>",
	"mask_w": 264,
	"mask_h": 264
}]
</instances>
